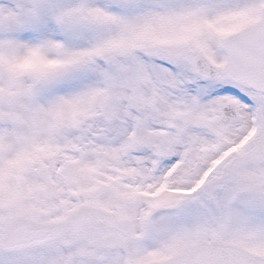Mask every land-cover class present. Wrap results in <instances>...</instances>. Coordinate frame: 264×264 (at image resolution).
I'll use <instances>...</instances> for the list:
<instances>
[{
	"label": "snow or ice",
	"instance_id": "1",
	"mask_svg": "<svg viewBox=\"0 0 264 264\" xmlns=\"http://www.w3.org/2000/svg\"><path fill=\"white\" fill-rule=\"evenodd\" d=\"M0 264H264V0H0Z\"/></svg>",
	"mask_w": 264,
	"mask_h": 264
}]
</instances>
